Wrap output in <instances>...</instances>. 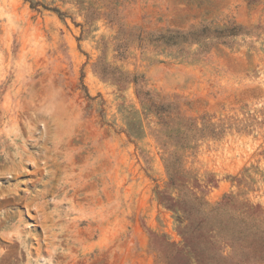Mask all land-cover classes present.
I'll return each instance as SVG.
<instances>
[{
    "label": "rangeland",
    "instance_id": "374dc122",
    "mask_svg": "<svg viewBox=\"0 0 264 264\" xmlns=\"http://www.w3.org/2000/svg\"><path fill=\"white\" fill-rule=\"evenodd\" d=\"M175 150L188 206L264 216V0H0V264H184Z\"/></svg>",
    "mask_w": 264,
    "mask_h": 264
},
{
    "label": "trees",
    "instance_id": "16d2710c",
    "mask_svg": "<svg viewBox=\"0 0 264 264\" xmlns=\"http://www.w3.org/2000/svg\"><path fill=\"white\" fill-rule=\"evenodd\" d=\"M36 5L37 3H32L33 8H36ZM53 10L58 12L59 15L63 14L57 8H53ZM240 27L241 25L236 23H233L231 26L227 25V27H222L219 30L218 36L235 34ZM185 35L187 37L188 33ZM173 38L174 34L169 36L168 40ZM194 39L199 40L198 37L193 38V40ZM176 131L179 133L181 129L176 128ZM174 136L175 135H167L170 140L175 142L173 145L178 146L181 143L180 147H185L184 143H182V138L178 137V135ZM166 167L169 177L168 186L178 192L177 197H168V206L177 212L179 219H182L181 221H186L182 231L187 250L186 254H183L184 264H225L227 256L213 250L216 244L215 233L217 232H233V238L234 235H238L235 237V240L241 242L243 246H250L247 244L248 238L255 237L256 234L264 233V216L261 215V208L258 205L254 206L249 202L240 201L234 194L225 195L223 200L215 205H211L192 190L191 193L194 200H192V204L188 206L190 203H188L184 193V189L189 187L188 173L179 163V154L177 150L172 151L166 158ZM159 194L161 196L163 195L162 192H159ZM237 204L239 206L236 208L235 214H229V207H234ZM195 208L199 211L198 216L192 213ZM213 212H216L214 216L217 217L223 214L228 215H225L226 217H221V219H216L211 225H208L206 223V218ZM224 218H226V220H224ZM236 228L237 232H235ZM263 242V239H254L250 244L254 246L258 243L262 246ZM231 244H233V242H231ZM260 259H264V255H261ZM246 260H249L248 256ZM170 263L174 264L173 262Z\"/></svg>",
    "mask_w": 264,
    "mask_h": 264
}]
</instances>
